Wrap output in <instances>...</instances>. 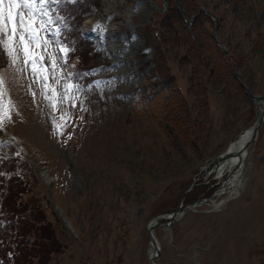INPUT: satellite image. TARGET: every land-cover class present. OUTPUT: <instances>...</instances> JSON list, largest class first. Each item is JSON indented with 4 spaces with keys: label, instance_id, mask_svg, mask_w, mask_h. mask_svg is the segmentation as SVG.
<instances>
[{
    "label": "rangeland",
    "instance_id": "1",
    "mask_svg": "<svg viewBox=\"0 0 264 264\" xmlns=\"http://www.w3.org/2000/svg\"><path fill=\"white\" fill-rule=\"evenodd\" d=\"M89 2L80 28L98 55L81 53L82 46L73 52L55 34L58 21L49 26L53 30L40 29L41 20L48 19L41 12L54 16L51 4L57 3L41 8L35 0L37 40L29 39L27 48L31 62L19 26L21 12L25 26L31 22L29 10L14 9L9 24V0L3 5L0 155L9 159L17 149L26 168L19 208L34 206L61 243L44 264H148L149 220L181 200L183 215L154 229L162 247L157 262L264 264V122L246 154L244 179L212 197L216 208L211 202L189 205L210 194L220 179L203 174L198 181L207 184L183 195L199 168L256 116L226 55L212 41V21L203 12L196 15L198 8L218 17V37L234 67L253 93L264 94V0H180L189 18L196 15L192 23L172 0L166 12L147 0ZM13 27L17 34L11 38ZM80 64L88 68L90 81L68 92L66 86L74 84L66 74ZM152 78L170 80L174 88L172 97L154 108L145 105ZM222 189L223 183L216 192ZM38 261L34 257L26 264Z\"/></svg>",
    "mask_w": 264,
    "mask_h": 264
},
{
    "label": "trees",
    "instance_id": "2",
    "mask_svg": "<svg viewBox=\"0 0 264 264\" xmlns=\"http://www.w3.org/2000/svg\"><path fill=\"white\" fill-rule=\"evenodd\" d=\"M83 4H81L82 6ZM77 13L84 11L87 7L73 4ZM71 8L73 14L75 13ZM66 12V10H65ZM77 16L80 17L81 14ZM168 16H165V19ZM164 25V24H163ZM163 25L159 28L164 29ZM84 51H80L90 57L91 47L88 44H80ZM88 59V57H86ZM79 66H86L80 64ZM155 78L148 81L146 85L147 96L145 105L154 108L156 104L163 103L168 97H172L174 88L170 80L158 81ZM164 91V93H162ZM162 93V94H161ZM22 170H26L25 164L19 162L15 157L10 164L11 177L8 180V193L1 201V212L8 217V227L0 226V264H26L34 257L39 258V264H44L50 256L51 251H58L61 247L55 231L50 222H43L44 218L36 211L34 206L29 209L20 210L19 195L26 184ZM23 184V185H22ZM34 211L36 213L34 214ZM35 234V238L30 235Z\"/></svg>",
    "mask_w": 264,
    "mask_h": 264
},
{
    "label": "water",
    "instance_id": "3",
    "mask_svg": "<svg viewBox=\"0 0 264 264\" xmlns=\"http://www.w3.org/2000/svg\"><path fill=\"white\" fill-rule=\"evenodd\" d=\"M150 4H152L159 12H164L166 10L167 2L165 0H162L163 8L159 7L156 5L152 0H148ZM175 4L179 7L181 14L184 16L185 20L188 22H191L194 18V16L189 19L179 2V0H174ZM214 20V26H213V32H212V38L216 42V44L228 55L229 60L231 61V58L229 57V51L226 47L223 46L221 41L217 37V29H218V19L215 15L212 13L206 11ZM231 70L234 75V77L237 79L239 85L243 88L245 94L250 98L252 101L255 109H256V117L254 122L249 126L248 130V135L245 139L244 144L242 145V148L237 151L234 155V152H231L230 150V144L224 149L221 153L216 155L215 157L211 158L202 168V171H209L212 170L213 167L217 166L220 162L224 160H228L231 156H236L238 157L239 160H242L243 156L247 153L248 147L254 142L256 139L259 129L263 123L264 120V95L262 94H254L252 91L249 89V87L245 84V82L242 80L240 74L237 72V70L233 67L232 62H231ZM232 154V155H231ZM231 155V156H230ZM239 166V165H238ZM229 174L225 177V180H228ZM194 186V183L191 184V186L188 188L190 190ZM187 190V191H188ZM186 191V192H187ZM212 195V194H211ZM210 196L204 197L203 199H196L194 200V204H204L206 203L209 199ZM182 205L179 204L178 207L171 213L169 214H162V215H157L153 217L149 223L147 224V233L149 236V248L147 250V256H148V262L149 264H158L155 262V259L160 255V242L157 240L155 234H154V228L159 225H164L166 227H169L175 220L178 219V217L182 213ZM168 219V221H162L159 222L158 219Z\"/></svg>",
    "mask_w": 264,
    "mask_h": 264
},
{
    "label": "snow or ice",
    "instance_id": "4",
    "mask_svg": "<svg viewBox=\"0 0 264 264\" xmlns=\"http://www.w3.org/2000/svg\"><path fill=\"white\" fill-rule=\"evenodd\" d=\"M63 0H40V7L43 8V5L45 3H62ZM4 0H0V34L5 33L7 31V27L6 25L3 23L4 20ZM22 5V7L24 9H28V16L31 18V22H27V26L26 25V21H25V17L23 12L20 13V21H19V26L21 28H24V31L29 33V39L33 42H35L37 40V32L36 30L33 28V24L35 23L36 17L34 15L35 9H36V4H35V0H9V4H8V9H7V20L9 22V24H12L15 21V17H16V13L13 11L14 9L20 8ZM41 16H46L48 17V19L45 20H41L40 24H39V28L40 29H45V28H49V26H53L56 25V21L61 20V17L57 16H52L48 11H43L41 12ZM58 27V26H57ZM49 30H53L52 28H49ZM95 30V29H93ZM17 34V28L13 27L12 28V37L14 38ZM56 35H59V32L56 31L55 32ZM23 34H21V40L20 43H23ZM45 45L47 44V41L44 42ZM0 44H3V36L0 35ZM25 56L29 55V50H25L24 52ZM51 59V57H49ZM35 63V62H34ZM33 71H36V68H33ZM53 75L55 76V73H53ZM67 77H71L72 73H67L66 74ZM3 82V77L2 75H0V84H2ZM75 85H67L66 86V91L70 92L73 88H75ZM63 118H67V114H65V117Z\"/></svg>",
    "mask_w": 264,
    "mask_h": 264
},
{
    "label": "bare ground",
    "instance_id": "5",
    "mask_svg": "<svg viewBox=\"0 0 264 264\" xmlns=\"http://www.w3.org/2000/svg\"><path fill=\"white\" fill-rule=\"evenodd\" d=\"M247 135H248V130L246 129L243 133H241L237 137L236 140H234L233 142L230 143V150H231V152H234V155H235V153L237 151H239L242 148V145L244 144ZM245 158H246V154L243 156L242 160H239L238 157H236V156H231L228 160H224V161L220 162L217 166L213 167L212 170L209 169V171H206V172L203 171L202 172L201 175H203V174L204 175L206 174L208 176L214 175L215 179H220L221 180V185L223 183L222 191H220L219 193L216 192L221 187V185H220L218 187V189L215 191V194L213 196L220 197L222 194L225 193V190H227L228 187H226V186H228L230 184H232V185L234 184V186L237 187L239 182H241L244 179V175H245V173H244ZM227 174H229L228 180H225L224 178L222 180L220 178L223 175L227 176ZM43 175L44 176H46V175L49 176V174H47L46 172H43ZM229 197H230V194L225 199L227 200ZM219 201L220 200H218V202ZM209 202L213 203V205L211 206L212 208H216L217 205H218V204H216V201H212V200H208V204H203V205L208 206V205H210ZM222 202H224V201H222ZM57 211L60 212V209H58Z\"/></svg>",
    "mask_w": 264,
    "mask_h": 264
}]
</instances>
